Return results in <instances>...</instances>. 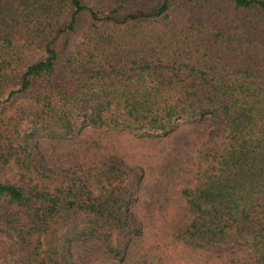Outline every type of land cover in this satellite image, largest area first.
<instances>
[{
  "label": "trees",
  "instance_id": "obj_1",
  "mask_svg": "<svg viewBox=\"0 0 264 264\" xmlns=\"http://www.w3.org/2000/svg\"><path fill=\"white\" fill-rule=\"evenodd\" d=\"M16 96L31 103L4 112ZM206 117L221 139L177 232L210 264H264V0H0V232L25 264H126L145 229L118 163L46 178L32 140L83 152L96 130L157 137Z\"/></svg>",
  "mask_w": 264,
  "mask_h": 264
},
{
  "label": "rangeland",
  "instance_id": "obj_2",
  "mask_svg": "<svg viewBox=\"0 0 264 264\" xmlns=\"http://www.w3.org/2000/svg\"><path fill=\"white\" fill-rule=\"evenodd\" d=\"M86 20L84 17L79 24ZM69 39L70 36H61L58 47L63 48ZM30 103L29 99L16 96L1 106L4 112L10 113L26 110ZM218 124V120L209 117L191 121L180 119L157 137H141L130 131L96 130L89 135L83 152L79 144L65 145L68 141L58 139L41 143L32 140V145L39 147L45 155L40 170L45 171L46 178L72 171L79 173L83 168L95 169L100 166L94 165V155L98 154V164L103 160L118 163L125 172L124 182L130 180L132 184L126 207L145 227L140 239L130 242V236L126 240L125 245L129 248L126 264H137L135 260L141 257L147 264H210V255L187 247L177 230L193 217L182 191L196 185L202 148L221 139L219 133L210 136ZM68 154H81L78 159L83 158L87 165L71 163L74 158ZM247 247L251 251L250 246ZM3 261L5 264H25L15 237L0 232V264H4ZM105 263L110 264L106 260Z\"/></svg>",
  "mask_w": 264,
  "mask_h": 264
}]
</instances>
